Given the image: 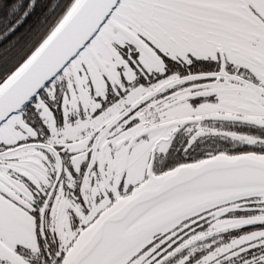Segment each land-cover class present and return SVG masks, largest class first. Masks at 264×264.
Segmentation results:
<instances>
[{
	"label": "snow or ice",
	"instance_id": "obj_1",
	"mask_svg": "<svg viewBox=\"0 0 264 264\" xmlns=\"http://www.w3.org/2000/svg\"><path fill=\"white\" fill-rule=\"evenodd\" d=\"M0 264H264V0H0Z\"/></svg>",
	"mask_w": 264,
	"mask_h": 264
}]
</instances>
